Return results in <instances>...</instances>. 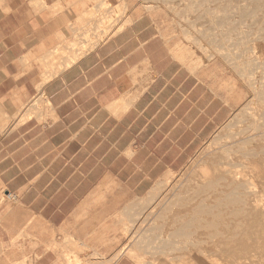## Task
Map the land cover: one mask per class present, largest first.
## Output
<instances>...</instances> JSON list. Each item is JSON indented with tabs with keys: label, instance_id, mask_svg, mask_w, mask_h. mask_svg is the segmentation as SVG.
<instances>
[{
	"label": "crops",
	"instance_id": "0c3cea01",
	"mask_svg": "<svg viewBox=\"0 0 264 264\" xmlns=\"http://www.w3.org/2000/svg\"><path fill=\"white\" fill-rule=\"evenodd\" d=\"M108 5L0 0V264H183L161 198L228 119L234 75L173 49L171 17L128 0L108 25Z\"/></svg>",
	"mask_w": 264,
	"mask_h": 264
},
{
	"label": "rangeland",
	"instance_id": "374dc122",
	"mask_svg": "<svg viewBox=\"0 0 264 264\" xmlns=\"http://www.w3.org/2000/svg\"><path fill=\"white\" fill-rule=\"evenodd\" d=\"M116 1H118L117 6L110 7L108 5L106 19L108 25H111L113 22L117 24L118 21H123L124 23L127 21L128 0ZM134 2V6H137L136 10H139L142 14H154L156 17L163 15L171 17L173 49H187L188 54L193 56L200 54L205 61L221 63L224 67L222 71L227 72L226 70L228 69L231 73L230 76L234 75L231 84L234 85L233 82L235 83L237 94L235 102L230 103L229 101L233 110L230 112L228 119L205 142L188 167L172 178V194L177 191V188L185 180H213L216 171H220L225 180H247L254 178L251 170L258 167L256 164L261 159L258 151L260 149L264 151V142L261 143L260 141L253 140L250 146L243 145L241 148L242 143H240V140L247 136L249 125L250 128L252 124L259 127V130L253 132L254 137H258L261 134L260 131L264 130V122L263 124L261 122L264 121L262 120V116L264 117V35H261L257 31L259 27L256 24H251L248 17H239L238 9L240 10V8L238 7L243 3H239V6L236 5L237 7L227 5L222 8L218 4H214L208 0H134ZM195 8H197L196 11ZM189 9H192L191 11L194 13H191ZM227 15L228 18L226 19L222 17ZM200 18L203 19V22ZM234 20L236 21L234 22ZM247 70L250 73L252 72V79L250 78L252 74L247 72ZM246 76L249 77L247 78ZM249 81L251 85L248 83ZM253 90L254 92L252 93ZM251 102L254 103V113L249 109ZM43 105L40 96L32 98L21 108V119L34 115L39 116L35 112V108L41 113ZM229 125L230 128L228 127ZM231 126L234 128L232 127L231 129ZM230 129L232 130L230 131L232 134L228 136V130ZM249 149L255 151L257 155L249 158L246 155V151ZM213 154H217L214 162L209 160V157ZM261 162L262 165L258 168L263 171V184L258 191L261 204L264 206V153ZM214 164L217 165L218 169L214 168ZM195 190L191 189L190 195H196ZM2 197L3 193L1 194ZM171 198L169 199L168 196L166 198L162 197L160 203L164 204L166 201H170ZM183 217L181 215L179 219L182 220ZM175 242H177L175 245L177 251L179 252L180 250V255L176 256V258L179 259L178 257H180L181 259L179 260L183 264H185L182 259L184 257H187L191 261L188 264H211L215 261L214 257L208 259L202 258L196 248L198 244L185 248L181 240ZM228 260L240 262L231 258H228ZM220 261L221 264H225L224 258L220 259Z\"/></svg>",
	"mask_w": 264,
	"mask_h": 264
},
{
	"label": "bare ground",
	"instance_id": "6f19581e",
	"mask_svg": "<svg viewBox=\"0 0 264 264\" xmlns=\"http://www.w3.org/2000/svg\"><path fill=\"white\" fill-rule=\"evenodd\" d=\"M208 1L218 4L222 8L227 5L236 6L242 2L243 4L238 7L240 8V10L238 9V13L240 14H238L239 17H248L251 24H256L259 27L257 31L261 33V35H264V0ZM196 9L197 8H195V11ZM192 12L193 11H191V13ZM222 17L226 19L228 15ZM200 20L202 21L203 19L200 18ZM235 21L236 20H234V22ZM247 72H249V70H247ZM247 72L245 71V73ZM250 74H252V72ZM251 76L250 78L252 79L253 74ZM248 83L251 85L250 81ZM253 92L254 90L252 93ZM253 104L254 103L251 102L249 109L254 113ZM262 118V120H264L263 116ZM261 122L263 124L264 121ZM228 127L230 128V125ZM232 127L233 126H231V129ZM248 127L249 131L247 130V136L240 140V143H242L240 146L241 148L243 145L250 146L253 140L260 141L261 143L264 142V130L260 131L261 134L258 137H254L253 132L259 130L258 125L255 126L252 124L251 128L250 125ZM231 129L228 130V136L232 134L230 132L232 131ZM241 132H243V130H241ZM258 152L261 159L258 160L256 165L260 167L262 165L261 161L264 151L260 149ZM246 155L251 158L256 156L257 153L249 149L246 151ZM216 158L217 154H213L209 157V160L214 162ZM258 167L251 170L254 178L247 180H225V177L220 171H216L213 180L183 181L177 188V191L172 194L171 200L166 201L162 206V208L172 211L171 215L173 216L172 220L174 225L169 233L163 235V233L161 234L160 232L157 234L158 237L161 239L164 238L163 242L170 241V244L172 240H174V242L181 240L185 248H190L198 244L196 248L198 254L202 258H215V261L211 264H221L220 259L223 258L225 259V264H264V206L261 204L258 191L263 184V171ZM214 168L218 169L216 164H214ZM234 176H236V174H234ZM191 189H196L194 191L196 195H190ZM181 215L184 216L182 220L179 219ZM152 249L155 250V248ZM178 258L181 259L180 257ZM228 258L236 259L240 262L229 261ZM182 259L185 264L191 262L187 257Z\"/></svg>",
	"mask_w": 264,
	"mask_h": 264
}]
</instances>
